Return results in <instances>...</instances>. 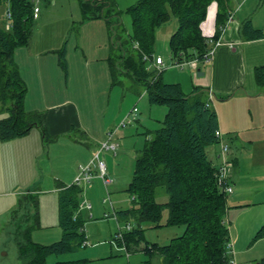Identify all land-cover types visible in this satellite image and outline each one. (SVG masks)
Wrapping results in <instances>:
<instances>
[{
    "label": "rangeland",
    "instance_id": "rangeland-1",
    "mask_svg": "<svg viewBox=\"0 0 264 264\" xmlns=\"http://www.w3.org/2000/svg\"><path fill=\"white\" fill-rule=\"evenodd\" d=\"M80 1L56 0L53 5L50 3L52 0H49L39 11V19L32 22L30 39L53 45V50H49L47 54L53 56L54 67L48 69L47 72L51 74L56 90L60 88L61 93L64 94L66 90L72 99L77 100L80 109L78 112L79 125L72 126L63 135L47 133L45 138L40 128L33 127L28 141L3 145L2 150L6 154L0 157V264H20L15 244L17 230L20 231L30 226V239L39 245H49L60 238V228L56 220L57 195L51 188L54 185L52 177L64 167L73 166L78 170L79 165L85 166L89 163V161L88 163L81 161V157L76 155L74 148H78L77 142H80L84 150L91 149L92 142L89 138L93 135L100 137L103 141L97 144V149L90 154V159L93 158L94 153H99L100 160L111 169L110 174L107 171L108 168L106 171L112 182L105 184L96 175L95 167L91 165L93 176L88 183L81 185L83 188L81 199L91 207L82 212L86 246L74 245L72 250L66 254L49 255L46 258V264H54L56 261H69L72 264H145L148 261L146 264H159L156 257L147 259L138 249L145 243L165 245L173 237L174 232L178 236L183 231V227L175 226L151 228L144 222L141 224L144 240L138 244L139 247L136 246L137 250L129 249V256L126 257L123 245H117L115 236L125 232L126 224H133L130 221L125 223L117 219L115 211L132 207L131 197L126 188L131 179L134 158L138 154L137 151L144 145V132L158 129L161 126L166 108L161 105H150L143 85L122 74H118L114 81L115 84L111 85L112 80L107 74L109 73L107 66L102 68L105 64L97 63L98 55L103 50L109 53L110 40L125 42L122 46L126 52L134 49L126 43L127 34L130 32V17L125 10L131 1L137 0H113V2L110 0L115 7H112L109 14L104 11V16L112 19L114 35L104 18L84 20ZM214 8V5L208 8L206 18L201 24L202 32L205 34L210 33L207 32L206 26L211 20ZM4 9V5H0L1 14L4 13ZM114 11H118L120 16H112ZM0 19L4 20V14L0 16ZM175 28V19L171 18L155 31L153 55H159L163 60V66L157 70H161L162 81L168 84H178V79L181 82V76H183L182 90L187 92L188 82L184 77L190 75L189 67L184 66L180 69L177 65H173L170 59L168 41ZM61 52L64 55L65 70L59 64ZM121 53L122 50H119V54ZM115 54L116 51L111 57L116 60ZM85 58L89 63L88 66ZM199 64L202 63L199 62ZM150 70L153 71L154 68ZM66 73H68L67 85L65 84ZM104 74L108 89L103 97L97 95L96 90L103 86ZM58 82L61 84L58 85ZM36 97L39 98V96ZM202 97L204 98V94ZM100 98L105 101L104 105L98 104ZM59 99L63 101L65 95L60 96ZM133 108L137 109L136 119L141 120V123L135 119L131 124L116 130L113 138L117 134L121 136V133H124L122 136L124 142L121 148L116 147L115 154L112 150L101 149L103 143L110 144L116 141H113L114 139L111 141L106 133L100 136L99 129H103L106 125L107 128L113 126L115 128L117 125L113 124V118L116 117V121L119 122ZM32 112L39 115L44 113L41 110ZM251 114L254 123L264 122L260 121L264 120V106L258 103L253 105ZM261 130L264 128L259 126L258 136ZM255 133L256 131L253 130L252 133L246 134V138L254 137L257 135ZM41 137L43 138L42 143ZM56 140L59 141L56 143ZM54 142L57 145H53ZM250 145L254 148L253 153L247 151ZM257 146L261 147V144H245L244 166L241 171L242 181L236 189L241 192V204L231 205L228 202L230 196L227 194L223 221L228 231L231 253L234 252L233 237L235 238L239 232L247 234L246 245H244V249L248 248L247 256L252 257V264H264V239L255 237L259 229L255 222L262 217L264 221V148L262 147L263 151L260 154L253 155L259 150ZM212 149L219 152V144L206 147V151ZM49 150L50 153H48ZM239 161L241 162L240 158ZM231 169L229 170L230 175L232 174ZM230 185L233 190L232 182ZM218 191L220 192L219 189ZM30 197L37 202L38 225L33 223L32 211H29L30 215L25 221L24 214L27 210L20 209L19 202H29ZM155 200L159 203L167 200L162 187L156 188ZM40 214L42 219H40ZM165 217L166 211H163L162 221ZM256 226L258 229L253 230ZM251 230L253 231L250 234Z\"/></svg>",
    "mask_w": 264,
    "mask_h": 264
},
{
    "label": "trees",
    "instance_id": "trees-1",
    "mask_svg": "<svg viewBox=\"0 0 264 264\" xmlns=\"http://www.w3.org/2000/svg\"><path fill=\"white\" fill-rule=\"evenodd\" d=\"M228 1L137 0L125 12L130 17L126 43L131 48L136 43L138 48L126 52L122 46L125 42L119 40L122 53L116 60L110 58L108 61L111 85L115 84L117 75L122 74L143 85L150 105L166 108L161 126L145 132L144 145L134 158L126 188L132 207L116 212L118 219L133 224L131 230L122 233L120 240L115 239L126 249L144 240L141 228L144 222L151 228L183 227L182 233L165 245L145 243L143 252L158 254L160 264H230L229 235L223 221L226 195L217 189L215 166L206 151L207 146L217 144L214 136L217 116L205 106L204 91L194 88L186 95L179 84L164 83L161 72L146 68L142 54H153L155 31L173 18L176 28L168 41L173 64L201 60L208 50V36H204L201 29L208 8L216 6L215 32L210 36L216 39L229 16ZM0 5H4L9 14L8 18L0 20V141L22 137L33 127H39L45 138L41 116L24 108L27 88L14 60L15 49L26 46L31 37L32 5L29 0H0ZM112 7L110 0L80 1L83 19L104 18L114 35L110 17L104 16V11L110 13ZM112 16L120 14L114 11ZM7 23L8 28L5 27ZM240 32L248 41L264 38V32L254 29L249 20L241 23ZM63 58L61 52L59 64L65 70ZM253 78L256 85L264 86V65L254 68ZM158 187L167 195L163 203L155 200ZM58 188L57 219L61 236L49 245H39L30 239V226L17 230L15 244L20 264H46L49 255L66 254L85 240L84 220L79 212L82 187L58 183ZM31 198L29 202H19L20 209L27 210L25 221L32 211L33 223L38 225L37 202ZM163 211H166L164 221ZM255 237L264 239V222ZM54 264L72 263L56 261Z\"/></svg>",
    "mask_w": 264,
    "mask_h": 264
},
{
    "label": "crops",
    "instance_id": "crops-1",
    "mask_svg": "<svg viewBox=\"0 0 264 264\" xmlns=\"http://www.w3.org/2000/svg\"><path fill=\"white\" fill-rule=\"evenodd\" d=\"M55 1L56 0H52V2L50 3L54 5ZM46 2H49V0H43L40 3V10L45 7ZM135 2L136 1H131L130 5L134 4ZM214 7L215 8L213 14L211 15V20L206 26L207 32L210 33L205 34L202 32L204 36L209 37L215 32L216 6L214 5ZM228 8L229 17L225 25L222 26L223 31L221 34V44L215 49L211 60L207 64L201 62L202 64L200 65L198 63L195 69L189 68L190 75L184 77L188 82L186 86L187 92L184 91L185 93H183L186 95H190L194 88L203 90L205 93L203 99L205 100V102L210 103L211 107L209 109L215 111L217 116V129L222 135V140L229 146V157L232 160L233 164L231 169L232 174L230 175L229 182H232L234 188L229 194L230 197L228 198V202L231 205H240L242 195L241 192L237 191L236 189L239 186V183L242 181L241 171L244 166L245 154L243 153V150L245 149V144H261V147L257 146L259 150L253 155H256L258 153L260 154L264 148V130H261L260 136H258L259 132H257V130H259V126L264 128V122H261L260 124L259 122L254 123L251 114L253 105H257L258 103L260 106H264V86L256 85L253 78L254 68L264 65V38L248 41L242 36L240 27L243 21L249 20L254 29L262 30L264 32V0H229ZM3 14L5 19V9ZM3 14L0 13V16H3ZM37 19H39V15ZM109 21L113 23L112 19H110ZM118 41L119 40H110V44L108 45L109 53L107 54L106 51L103 50L100 55H98L99 59L97 60V63L105 64V67L103 66L102 68H106L107 66L108 71V61L110 58H113L111 57L112 53L116 51L115 58H117L119 55L120 44ZM112 42H114L115 44L112 45ZM44 44L45 43L30 39L26 46L18 47L14 51V60L18 67L19 74L27 88L26 96L24 99V108L28 112L37 110H41L44 112L40 114V118L41 125L45 129L46 134L49 133L51 135H63L66 134L72 126L79 125L78 112L80 111V109L77 100L72 99L71 95H69V92H66V90H64V94L61 93L60 88L56 90L54 85L55 82H53L51 74L47 72L48 69H53L54 67L53 56H48L47 54L49 50H53V45H49V43L47 42L45 45ZM85 63L87 66L89 65L86 58ZM107 74H109L110 76V72H107ZM182 79L183 76H181V82L180 79H178V84L180 85L181 89L183 86L182 84H184ZM67 82L68 73H66L65 75L66 85ZM59 84L61 83L58 82V85ZM107 87L108 84L105 83L104 74L103 86L96 90L97 95H102L104 97L108 89ZM64 95L65 99L63 101L60 100L59 97ZM209 95H211L212 101L209 100ZM36 96H39V98H37ZM36 102L39 103L35 105L34 103ZM104 103L105 101L103 99H98V104L104 105ZM136 121L138 123H141V120L136 119ZM112 122L113 124L116 123V125H118L120 121L117 122L116 117H114ZM113 124L111 126H113ZM113 127L107 128L106 125L103 127V129H99L100 136H104L105 133L109 136V134H111L114 129ZM253 130L256 131L255 134L257 135H255L254 137L246 138V134L252 133ZM31 131L32 129H30V131L26 135L12 139L10 141H0V157H3L6 154L4 150H2L4 147L3 145L16 143L17 141H28L30 135L32 134ZM115 133L112 134L111 141L112 139H114L113 141H116L115 143L117 144V146L121 148L124 142V140L122 139L124 133H121V136H118L117 134L116 137L113 138ZM40 140L42 143L43 138L41 137ZM89 140L92 142L91 149L84 150L85 148L80 142H77L78 148H74L76 155L81 157V161L87 163L88 161H91L92 158L90 159V154H93V152H95V150L97 149V144L103 141V139L101 140V138L96 135L91 136ZM58 141L59 140H56L55 142L57 143ZM55 142L53 145H57ZM247 151H252L251 153H253L254 148L252 147V145L249 146ZM48 153H50V150L48 151ZM208 154L212 159L213 165L216 166L218 164V151L213 149L208 150ZM258 157H260V155H258ZM239 158L241 159V162L239 161ZM106 168H108L107 171L110 174L111 169L109 167ZM77 173V168H74L73 166H71L70 168L69 166H67L60 169L58 173L53 174L52 179L54 180V185L51 188L53 189V191H55L57 196L59 189L58 183L65 186L70 185L71 183H73ZM234 173H236V175H234ZM108 178L111 179L110 177ZM115 178L117 179L116 175ZM80 202H82V199L80 200ZM83 210L87 209L82 208L81 210H79V212H81L82 214ZM119 210L124 209H118L117 211ZM117 211H115V216L118 219V216L116 214ZM262 218L255 222L259 227L261 226L262 222H264L262 221ZM40 219H42L41 214ZM56 220L58 223L57 199ZM258 226L254 227L253 230L258 229ZM253 230H251L249 233L251 234ZM176 234L177 233L174 232L172 234L173 237L177 236ZM233 239L234 243L232 245V248H234V264H252V257L247 256L248 248L246 249L245 247L244 249V245H246L247 241V234L244 235L243 233L239 232V234L235 236V238L233 237ZM137 247H139V245ZM137 247H133L131 248V250L135 251L137 250ZM143 248L144 246L140 247L138 250L143 253L144 257H147V259L156 257L158 263L160 264V256L158 254L152 253L151 255H146L145 252H143ZM123 250L126 253V257H128L129 249H126L123 246Z\"/></svg>",
    "mask_w": 264,
    "mask_h": 264
},
{
    "label": "built area",
    "instance_id": "built-area-1",
    "mask_svg": "<svg viewBox=\"0 0 264 264\" xmlns=\"http://www.w3.org/2000/svg\"><path fill=\"white\" fill-rule=\"evenodd\" d=\"M29 1L32 5V18L33 20H35L38 18L39 11H40V3L43 0H29ZM5 16L6 18L9 17L8 12L7 13L5 12ZM5 27L8 28L9 24L7 23ZM222 31H223V27L220 28V35L216 39L211 38L210 36L207 38L206 42L208 45V50L204 54V56L201 58V60H197V59H191L188 61L182 60L181 62H178L173 65H177L180 69H182L184 66H188L190 69H195L196 65L199 62L208 63L211 60L215 49L222 42L221 40ZM133 48L134 49L138 48L136 43L133 44ZM142 60L146 63V68L148 70L154 67V71L156 73L161 72V70L157 71L158 68H161L163 66V60L159 56H154L153 54H150V55L142 54ZM209 100L212 101L211 95H209ZM205 106L207 108L211 107L209 102H206ZM136 113H137L136 108L131 109L126 114L125 118H123L118 123V125L114 128V130L112 131L111 134H109L108 137L111 139L112 134L115 133L118 128H124L126 125L131 124L136 119ZM214 136L217 139V144H219V152L217 154L218 164L215 166V171H214L215 183H216L217 188L220 190V192H222L224 195H227L232 192V187L229 182V178H230L229 170L232 168L233 164H232V160L229 157V146L227 143H225L222 140V135L218 129L215 130ZM116 147H117V144L115 142L110 143V144L106 142L101 145V149L112 150L114 154H115ZM91 165L95 167L96 175H98L105 184L111 182V179L107 177L105 163L102 160H100L99 153L96 152L88 164H86L85 166H82V165L79 166L78 173L73 181L74 184L81 186V185H85V183H88L90 181V179L93 176ZM82 208L89 209L90 206L86 205L85 202L82 201L79 204V210H81ZM132 227L133 225L126 224L125 231L131 230ZM121 238H122L121 233L115 236V239L120 240ZM84 246H86V244L83 242L82 247ZM227 252L229 256H232L230 257V264H234V259L232 260L233 252L231 253L229 243L227 245Z\"/></svg>",
    "mask_w": 264,
    "mask_h": 264
}]
</instances>
